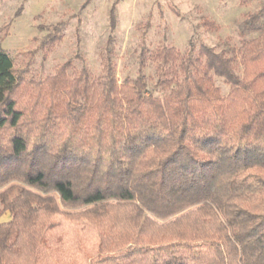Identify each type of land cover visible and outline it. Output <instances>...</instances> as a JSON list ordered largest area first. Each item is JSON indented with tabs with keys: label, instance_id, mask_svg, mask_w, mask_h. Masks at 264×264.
<instances>
[{
	"label": "trees",
	"instance_id": "1",
	"mask_svg": "<svg viewBox=\"0 0 264 264\" xmlns=\"http://www.w3.org/2000/svg\"><path fill=\"white\" fill-rule=\"evenodd\" d=\"M65 26L33 40L50 52ZM239 35L221 51L142 39L120 81L111 33L99 73L78 55L18 100L27 76L0 45V264H264V1ZM68 226L93 248L66 252Z\"/></svg>",
	"mask_w": 264,
	"mask_h": 264
},
{
	"label": "rangeland",
	"instance_id": "2",
	"mask_svg": "<svg viewBox=\"0 0 264 264\" xmlns=\"http://www.w3.org/2000/svg\"><path fill=\"white\" fill-rule=\"evenodd\" d=\"M264 0H0V45L12 52L16 70L25 74L24 83L14 94L28 99L35 90L30 78L36 74L52 73L57 65L72 59L81 67L78 55L95 73L101 71V53L112 33L115 37V63L117 77L135 76L138 69V52L142 39L150 50L166 44L183 52L195 40L221 51L227 43L239 44L240 26L248 14L260 9ZM21 15L16 16L20 6ZM115 5L117 25L110 28V10ZM205 20L213 21L218 28L209 29ZM66 21L61 40L50 52L38 47L48 29ZM149 24V29L145 25ZM45 29H41V28ZM144 34V35H143ZM250 34L248 37H254ZM36 50L30 56V51ZM30 61L27 67L26 62ZM28 70V71H27ZM153 66L149 67V71ZM242 73V67L238 69ZM222 93L229 85L216 78ZM19 92V93H18ZM76 238L92 249L97 238L90 231L76 233L67 227L63 249L68 251ZM62 255V254H61ZM60 264H70L61 256Z\"/></svg>",
	"mask_w": 264,
	"mask_h": 264
},
{
	"label": "crops",
	"instance_id": "3",
	"mask_svg": "<svg viewBox=\"0 0 264 264\" xmlns=\"http://www.w3.org/2000/svg\"><path fill=\"white\" fill-rule=\"evenodd\" d=\"M11 218V215L9 212H6L1 218H0V222H6L9 221Z\"/></svg>",
	"mask_w": 264,
	"mask_h": 264
}]
</instances>
